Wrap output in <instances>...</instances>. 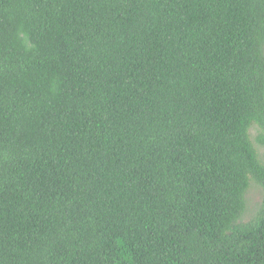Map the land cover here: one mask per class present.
<instances>
[{"label":"trees","instance_id":"obj_1","mask_svg":"<svg viewBox=\"0 0 264 264\" xmlns=\"http://www.w3.org/2000/svg\"><path fill=\"white\" fill-rule=\"evenodd\" d=\"M254 144L264 0H0V264H264Z\"/></svg>","mask_w":264,"mask_h":264},{"label":"rangeland","instance_id":"obj_2","mask_svg":"<svg viewBox=\"0 0 264 264\" xmlns=\"http://www.w3.org/2000/svg\"><path fill=\"white\" fill-rule=\"evenodd\" d=\"M255 149L264 163V147H260L254 144ZM247 210L242 218L243 222H247L251 219L253 213L255 212L256 205L260 202V191L256 188H251L247 193Z\"/></svg>","mask_w":264,"mask_h":264}]
</instances>
